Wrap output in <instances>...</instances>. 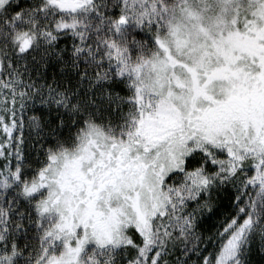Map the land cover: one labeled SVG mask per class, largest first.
Listing matches in <instances>:
<instances>
[{"label":"snow or ice","instance_id":"obj_1","mask_svg":"<svg viewBox=\"0 0 264 264\" xmlns=\"http://www.w3.org/2000/svg\"><path fill=\"white\" fill-rule=\"evenodd\" d=\"M0 264H264V0H0Z\"/></svg>","mask_w":264,"mask_h":264}]
</instances>
